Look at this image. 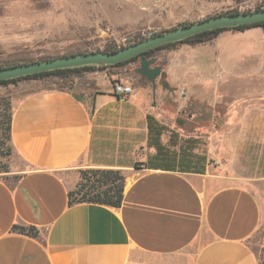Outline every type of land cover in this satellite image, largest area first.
Masks as SVG:
<instances>
[{"label":"crops","instance_id":"1","mask_svg":"<svg viewBox=\"0 0 264 264\" xmlns=\"http://www.w3.org/2000/svg\"><path fill=\"white\" fill-rule=\"evenodd\" d=\"M55 7L54 0H0V51L42 42L54 27ZM241 33L264 36L262 28ZM205 44L193 46L197 58L188 56L184 67L198 88L185 90L188 119L196 111L208 115L188 141L203 139L206 147L190 150L199 161L184 169L160 158L134 170L157 154L150 117L161 124L151 85L141 77L130 82L125 99L113 96L111 78L108 90L85 98L41 88L14 102L10 169L0 174V264H259L250 242L264 247V50L247 54L254 65L226 66L221 52L200 49ZM184 45L167 55L155 95L164 83L177 88L174 54ZM221 73L225 80L208 81ZM253 76L255 89L246 81ZM88 169L124 174L119 208L68 205V193ZM14 226L34 227L38 236L17 234Z\"/></svg>","mask_w":264,"mask_h":264},{"label":"rangeland","instance_id":"2","mask_svg":"<svg viewBox=\"0 0 264 264\" xmlns=\"http://www.w3.org/2000/svg\"><path fill=\"white\" fill-rule=\"evenodd\" d=\"M54 1L56 19L54 27L46 38L30 48L18 51H0V64L25 63L84 52H97L103 51L107 47H125L135 40H144L150 35L170 30L181 24L196 23L208 17L228 12H253L259 6L264 5V0ZM230 32L232 33L223 32L216 41L201 45L200 49L210 50V54L214 55L221 52L222 56L219 61H222V64L226 63V66L242 65L246 61H250L248 63L250 66L256 64L253 62V58L247 59V54L264 50V36L253 40L250 35ZM189 45L191 44L182 46L174 54L177 65L172 72L171 79L177 88L167 85V88L163 89L160 95H155L154 99L153 109L158 120L166 128V131L160 136L161 144L170 150H177L179 145L184 148L189 147L188 140L194 136V129L203 127L208 119L207 114L196 111L195 119L190 121L188 116L192 111V109L190 110L191 97L187 98L186 92L185 97H181L183 89L185 91L189 88L191 93L198 92V88L193 85V79L184 64L187 63L188 56L197 58L199 49ZM175 49L176 46H173L157 52L155 56L158 62H166L167 55ZM260 55L264 57V54L260 53ZM212 59L215 61L216 57L214 56ZM138 64H134L135 67L128 65L83 72L81 78L75 82L72 92L80 98H85L100 88L108 90L110 85H107V81L111 78L112 81L126 80L132 83L134 80H139V76L134 73ZM210 64L211 67L218 66L215 62ZM221 76L222 73L216 74L208 81L218 83L225 80L226 75ZM201 79L195 77L194 82H200ZM256 79L257 77L253 76L246 81L250 82L255 89ZM141 82L150 86L145 81L141 80ZM45 87H49V82L34 80H22L15 84L0 85V174L8 172L10 169L9 152L7 151L9 147L5 135V121L10 113L9 110L18 99ZM211 88L212 86L208 87L207 91L205 90L206 93L210 92ZM209 97L208 95L207 98ZM157 123L159 122L157 121ZM200 140L190 146L195 153L204 152V147H206L203 139ZM147 166L148 160L145 159L136 164L134 170L142 171ZM250 243L259 264H264V247L256 244L255 240Z\"/></svg>","mask_w":264,"mask_h":264},{"label":"trees","instance_id":"3","mask_svg":"<svg viewBox=\"0 0 264 264\" xmlns=\"http://www.w3.org/2000/svg\"><path fill=\"white\" fill-rule=\"evenodd\" d=\"M262 7L264 10V5ZM255 11L256 12L260 11L259 7L256 8ZM237 13L238 12H228L224 14H237ZM246 13H249V12H246ZM220 15H223V14H220ZM189 24H184V25H189ZM250 28H264V22L253 24V25L239 26L237 28L230 29V30L242 32ZM224 31H227V30H214L210 32L201 33L191 38H188L182 42L166 44L156 49L149 50L144 53V56L147 59L156 60L157 62L156 65H159L162 67L164 66L165 62H162V63L158 62V59L155 56L157 52L162 51L164 49L171 48L174 45L182 44V43L191 44L193 46L209 43L212 40H214L219 33H222ZM156 34H159V33H156ZM156 34H153V35H156ZM140 41L142 40H135L131 44L138 43ZM122 48L124 47H120V48L107 47L103 51H97V52L111 53V52L117 51ZM78 54H81V53H78ZM62 57H65V56H62ZM51 59H55V58H51ZM44 60H50V59L29 61L25 63L0 64V68L11 67V66L19 65V64H27V63H32V62H41ZM136 63H139L138 58L134 57V58L129 59L126 62L117 64L114 66H99V67L85 66V67L74 68V69L49 71V72L38 73V74L21 77V78H17L13 80L0 81V85L5 86L8 84H15L22 80L47 81L49 82V87H45L44 89L64 91V92L74 95L76 98L79 99V97L76 94H73L72 88L75 85V82L79 78H81V74L83 72L93 71V70L102 69V68H120V67H125L128 65H133V67H135L134 64ZM164 79H165V74L163 72V77L159 81L161 82V80H164ZM9 112L10 113L7 116V119L5 121V135H6L7 141L9 140V124H10L12 109H10ZM149 124H150L149 125L150 147L155 148V150L157 151V154L151 156V158L149 159L148 165L156 166L157 163L160 162L159 159L163 158V161L166 166H169V167L178 166L181 169H184L185 166L189 163V161H191V163L199 161L198 157L190 153L191 152L190 146H193V144H196V142H193V143L189 142L190 145L189 147H186V148L179 145L177 150H170L169 148L161 144L160 136L166 131L165 126L157 123V121L152 117H150ZM7 151L10 153V148H8ZM124 181H125L124 174L117 170L88 169V170L81 171L79 175L78 183L75 186V190L68 193V205L71 206L77 203H89V204H96V205H102V206H107V207L119 208L121 205V201H122ZM12 231L16 232L17 234L25 235V236L32 237V238H36L38 236L37 230L34 227L14 226L12 228Z\"/></svg>","mask_w":264,"mask_h":264},{"label":"water","instance_id":"4","mask_svg":"<svg viewBox=\"0 0 264 264\" xmlns=\"http://www.w3.org/2000/svg\"><path fill=\"white\" fill-rule=\"evenodd\" d=\"M264 22V10L249 13L215 15L189 25L181 24L175 28L150 37L111 53L89 52L59 57L41 62L19 64L0 68V81L13 80L38 73L74 69L85 66H114L138 58V66L134 73L151 85L154 107L155 89L159 79L163 77L162 67L156 65L154 59H147L144 53L166 44L182 42L195 35L214 30H230L239 26L253 25ZM182 98L185 91H182Z\"/></svg>","mask_w":264,"mask_h":264},{"label":"built area","instance_id":"5","mask_svg":"<svg viewBox=\"0 0 264 264\" xmlns=\"http://www.w3.org/2000/svg\"><path fill=\"white\" fill-rule=\"evenodd\" d=\"M260 11H263V7L259 6ZM255 11V10H253ZM151 36V35H150ZM149 36V37H150ZM112 94L116 98L125 99L129 97L132 92L133 88L129 81L126 80H117L112 83Z\"/></svg>","mask_w":264,"mask_h":264},{"label":"flooded vegetation","instance_id":"6","mask_svg":"<svg viewBox=\"0 0 264 264\" xmlns=\"http://www.w3.org/2000/svg\"><path fill=\"white\" fill-rule=\"evenodd\" d=\"M163 88H167V84L166 83L163 84Z\"/></svg>","mask_w":264,"mask_h":264}]
</instances>
